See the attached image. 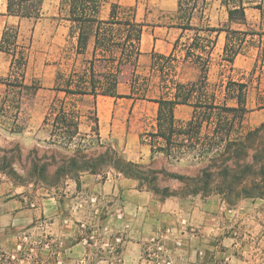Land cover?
Returning <instances> with one entry per match:
<instances>
[{
    "label": "crops",
    "instance_id": "obj_1",
    "mask_svg": "<svg viewBox=\"0 0 264 264\" xmlns=\"http://www.w3.org/2000/svg\"><path fill=\"white\" fill-rule=\"evenodd\" d=\"M65 1L43 0L36 18L11 14L8 1L0 0V39L5 29L12 27L18 30V43L29 38L33 51L53 34L58 40L74 24L68 13L63 14L64 9H70ZM113 4L117 19H126L123 15L129 13V19L143 24L137 68L165 69L159 63L164 58L173 63L171 92L177 82L187 83L199 75L192 56L202 58L200 42L204 37L213 39L214 48L223 57L225 45L228 49L234 46L231 38L240 34L245 38L234 46L240 52L230 67L240 74L255 69L258 80L251 83L260 85L253 88L251 99L264 100V62L257 66L255 47L249 41L259 38L258 48L264 55V0H243L244 21L231 20L223 0H216L203 14L194 13L187 20L179 15V0H108L98 13L99 20L111 18ZM186 24L191 27L186 28ZM12 58L11 53L0 51L1 77L11 71ZM29 76H39L46 88L57 83L55 70L50 66L34 68L32 57L24 83H29ZM231 80L247 83L245 79ZM122 84L117 86L119 96H92L102 147L106 149L109 144L126 161L189 175L181 170L182 163L174 165L162 150H155V141L164 138L150 135L159 131V103L151 99L166 96L135 98L132 85L127 83L122 88ZM258 105H247L249 111L242 120L247 130L264 123V103ZM193 113L192 105L178 104L174 109L176 124L184 125ZM167 127L164 125L163 131ZM164 177L159 173L158 185L169 187V195L113 167L102 174L84 172L78 179L54 185L19 184L0 173V264H10L21 250H25L26 260L36 264H113L114 260L118 264H220L221 258L232 255L237 246L233 222L260 216L262 198L230 206L218 193L193 192L178 179L165 185ZM233 264L247 262L234 257Z\"/></svg>",
    "mask_w": 264,
    "mask_h": 264
},
{
    "label": "rangeland",
    "instance_id": "obj_2",
    "mask_svg": "<svg viewBox=\"0 0 264 264\" xmlns=\"http://www.w3.org/2000/svg\"><path fill=\"white\" fill-rule=\"evenodd\" d=\"M215 2L216 0H206L203 4V1L200 0L194 13L203 14L210 7V4ZM186 9L184 6L183 10L179 11V15L185 20L189 15ZM67 13L69 14L64 9V16ZM130 15L125 13L123 16L129 18ZM80 26V23H74L58 40L53 34L52 38L44 40V43L34 51L29 38L20 41L16 49L17 56L23 53L27 57V65L29 57H32L34 68L52 67L56 72L57 81L54 87L57 84L61 87L65 86L71 75L79 83L89 82L91 77H94L98 82L106 84L109 82L108 80H111L108 79L109 73L116 72V67H118L119 71L116 74L119 82L123 83L121 87L124 88L127 83L131 84L133 87L132 94L135 98H151L159 94L166 96L167 92L171 91L172 85L169 82L173 80L171 74H173L174 68L170 59L161 60L159 63L165 66V69L159 70L157 68L155 71L137 68L129 61L130 59H127L130 48L127 44L123 45L128 34L126 25L99 24L100 42L96 54L93 52L98 23L83 24L88 35L87 44L85 45V41H83L78 47L77 36ZM241 38L245 37L240 34L234 35L230 43L236 47V44L241 43ZM212 40L209 36L204 37L203 41L200 42L203 48L202 58L192 56L194 64L199 67L197 78L187 82L189 84L195 83L192 99L211 100L212 96L215 95L217 104L236 106L238 86L232 84L227 88L228 80L235 78L247 81L243 93L246 96L248 106L255 105L258 107L259 103H264L263 97H257L255 102L251 99L253 88H259L260 85L259 83H251L254 79L255 82L258 80V77L254 76L256 70L253 69L248 74H240L239 71L233 72L229 62L225 59L228 58V55L219 56V50L214 48ZM249 41L255 47L254 54L257 57V66L263 64L264 55L260 53L258 48L260 45L259 38L249 39ZM234 46L229 48L228 54H230L231 48H235ZM211 52L214 54L211 55ZM121 56L122 58H120ZM27 65L24 68L15 64L12 71L7 76H3L9 78L11 83H23L25 85L7 87L4 83V85L0 84V173L19 184L45 183V178H47L48 184H61L68 179H75L72 176L59 178L55 176L54 172L62 158L75 154L77 150L95 157L99 152L106 150L102 147L96 130L95 102L90 95L65 98L64 92L55 91L54 87H43L39 76H29V83H24ZM91 66L94 68V75L91 74ZM202 66L207 69L204 73H201ZM23 73L24 77H22ZM204 74L206 77H203ZM162 81L165 83L162 84ZM30 84L40 88L36 91L27 87ZM168 86L169 89H167ZM64 98L67 106L73 109L70 110L69 118L75 126L63 127L62 131L64 132L61 133L58 129H54L53 113L46 123L43 120L45 115L51 112V107L59 105L60 100ZM197 116L203 125L201 132L194 135L192 140L188 139L189 137L185 134L176 133L173 135L172 143L168 144L165 139L155 141L157 146L155 150H162L168 161L174 165L178 162L182 163L181 170H187L192 177L200 176L203 168L209 164H215V160L218 161L219 153L227 141L248 131L241 122L240 112L228 111L205 116L203 111H198ZM217 125L218 132L215 133L214 130ZM71 135L73 136L71 143L61 144V141L57 142V140H64L63 137L69 138ZM158 142L164 145H159ZM105 146H109V144ZM36 161L41 165L48 164L46 177L32 173L33 162ZM228 163L234 164L232 160H229ZM106 170L108 167L96 173L102 174ZM212 170L215 171V165L212 166ZM164 176L162 183L165 185L171 184L175 179L170 174ZM250 200L253 199H242L235 205ZM228 205L234 206L229 203ZM244 210L246 209L244 208ZM259 211L260 216L257 215L256 219L251 217L246 221L233 222L232 229L237 246L232 255L226 254L221 258L220 264H233L234 257L242 262H247V264H264V204ZM26 257L25 250H21L20 255L10 264H36V261H28ZM257 258L260 260L257 261ZM118 263L119 261L115 260L113 262V264Z\"/></svg>",
    "mask_w": 264,
    "mask_h": 264
},
{
    "label": "trees",
    "instance_id": "obj_3",
    "mask_svg": "<svg viewBox=\"0 0 264 264\" xmlns=\"http://www.w3.org/2000/svg\"><path fill=\"white\" fill-rule=\"evenodd\" d=\"M8 11L11 14L18 16H28L38 18L41 13V3L43 0H7ZM70 3L69 18L74 23H80L78 32V47L81 46L83 41L87 44L88 35L86 34L83 24L86 23H98L96 31L95 49L96 54L98 43L100 42V27L99 24H118L126 25L128 27V34L125 37L123 45L127 44L130 48V53L127 55L129 61L137 67L139 55L141 54L140 42L143 32V24L126 19H117V7L115 4L112 5L111 18L107 21L99 20L98 13L101 7L108 0H67ZM203 4L206 0H202ZM229 18L231 20L244 21L245 20V6L243 0H223ZM200 0H179V11L183 10L185 6L188 11V17L191 18L194 11L198 8ZM186 28L191 27L186 24ZM211 30H220L221 28H208ZM239 32V31H236ZM18 46V30L16 28L7 27L0 39V51L11 53L13 55L11 61V71L18 64L19 67L24 68L27 65V57L21 53L17 56ZM228 45L224 47V54L228 55L225 58L229 63L233 64L235 57L240 52L239 48H231L230 54H228ZM123 53V52H122ZM189 54V52H188ZM122 58V56L120 57ZM162 69V68H161ZM25 71V70H24ZM119 68L116 67V72H110L108 75L109 82L102 84L91 77L89 82H81L74 80V76H69L65 86H59L57 84L53 89L58 92H64L65 98L69 96H86L90 95L96 97L99 94L119 96L117 95V86L119 80L117 78V72ZM207 71L205 66L201 67V73ZM91 74L94 75V68L91 66ZM24 77V73L22 75ZM206 77V74L203 75ZM0 83H4L8 86H23L25 84H16L9 82V78L0 76ZM89 84V86H88ZM238 86L237 105L228 106L226 104H217L215 101V95L212 96L211 100L196 99L193 100V92L195 83H181L175 84L174 92H167L164 98H153L151 100L159 103L158 110V126L159 131L157 133H150L151 136H162L167 143L173 142V135L176 133L185 134L188 139H193L194 135L201 132L203 122L198 120V111H203L205 116H210L214 113L220 114V112H240L241 122L244 115L249 111L247 107V99L243 93L246 83L235 82L231 79L227 82V88L230 85ZM27 87L34 90H38L40 87H35L34 84L27 85ZM59 99L60 104L56 107L53 105L51 112L45 115L43 120L46 123L49 117L54 115L53 126L54 129L59 131L63 130V127L75 126L74 122L70 121V107L67 106L66 100ZM178 104H189L194 107V113L191 119L185 123V125L178 126L176 124L174 109ZM97 134L99 121L98 117L95 118ZM167 124V131H163V126ZM77 127V126H76ZM218 125L215 127L214 132H218ZM60 133V137L62 136ZM73 136L69 138L63 137L64 140L61 144H67L72 142ZM67 139V140H66ZM63 141V142H62ZM154 145V144H153ZM162 149V148H160ZM212 149V148H210ZM218 161L215 160V164H209L202 169L201 175L192 177L190 175L178 174L175 172H167L164 170L152 169L148 166L141 165L138 163L124 160L117 150L112 146H108L105 151L99 152L95 157L93 155H87L82 153L80 150L69 157H64L61 162L57 165L55 170V176H72L75 179L79 178V175L84 172H100L105 167H113L117 171L121 172L124 176L136 178L141 184H147L148 187L162 195H169L172 192L169 187L161 188L158 183L159 173L164 175H171L173 178L183 182L187 188L193 192L202 191L203 194L207 195L210 193H218L231 205L237 204L242 199H257L264 197V123L259 127L248 130L246 133H241L237 138L227 141L224 145L223 150L219 153ZM232 160V163H228ZM48 164H39L38 161L33 162L32 173L38 174L41 177H46ZM215 165V171L212 170V166ZM45 183H49L45 178Z\"/></svg>",
    "mask_w": 264,
    "mask_h": 264
},
{
    "label": "built area",
    "instance_id": "obj_4",
    "mask_svg": "<svg viewBox=\"0 0 264 264\" xmlns=\"http://www.w3.org/2000/svg\"><path fill=\"white\" fill-rule=\"evenodd\" d=\"M177 244H178V245H181V244H182V242H181V241H177Z\"/></svg>",
    "mask_w": 264,
    "mask_h": 264
}]
</instances>
